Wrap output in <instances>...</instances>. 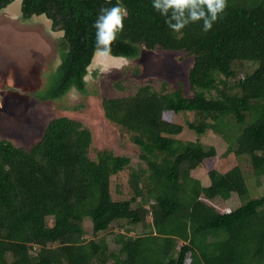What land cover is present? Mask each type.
I'll return each instance as SVG.
<instances>
[{"label":"trees","instance_id":"obj_1","mask_svg":"<svg viewBox=\"0 0 264 264\" xmlns=\"http://www.w3.org/2000/svg\"><path fill=\"white\" fill-rule=\"evenodd\" d=\"M14 1L0 0V10ZM118 3L123 29L98 43L101 8ZM20 12L24 21L44 15L62 33L32 93L38 102L72 110V91L99 96L85 80L96 51L132 62L144 51L191 59L190 94L164 82L126 94L118 81L119 94L101 98L107 123L139 149L136 168L135 157L111 148L91 157L90 130L66 117L49 120L28 147L0 138V264H264V194L247 201L246 182L258 188L264 178V0H227L207 32L202 20L171 30V10L162 15L153 0H21ZM186 129L197 136L183 140ZM238 158L247 175L239 165L225 171ZM120 173L128 191L113 196ZM232 195L244 203L219 211ZM138 225L147 233L135 235Z\"/></svg>","mask_w":264,"mask_h":264},{"label":"rangeland","instance_id":"obj_2","mask_svg":"<svg viewBox=\"0 0 264 264\" xmlns=\"http://www.w3.org/2000/svg\"><path fill=\"white\" fill-rule=\"evenodd\" d=\"M20 4L21 0H16L0 10V138L8 139L16 146L28 147L41 136L49 120L66 117L80 121L90 130L91 157H95L96 151L111 148L117 155L127 154L135 157L132 166L136 168L139 149L132 146L127 137L120 136L116 129L107 123L101 110V98L118 95L113 87L118 81L123 82L127 89L126 94L134 92L137 87L146 83H151L154 89L160 90L163 82L167 84L168 91L182 87L186 94H190L186 72L191 59H185L180 54L144 51L138 60L132 62L119 58L114 60L106 54L103 56L97 54V58L87 69L85 80L88 84L96 85L99 96L83 98L72 91L67 101L74 107L72 110L61 109L51 102H38L32 97V93L42 86L44 82L42 75L54 62L56 57L54 42L62 33L51 31V23L44 16L24 21ZM133 69L139 70L138 75L132 73ZM253 69L252 65L247 66L249 72ZM94 74L97 75L96 80ZM81 105L82 108L75 109ZM180 118L181 115L174 116V121L180 123L182 122ZM194 136H197L196 133L186 129L181 138L192 140ZM217 147V155L221 156L226 148L224 145L221 148ZM248 164L246 158L234 159L230 166L225 167V171L239 165L243 174L247 175ZM204 179L203 177V181ZM253 179V177L252 180L246 179L247 186L252 185L253 188L250 189L247 201L249 197L253 199L264 194V178L261 179V186L258 188L255 187L256 181ZM125 186L126 175L120 173L112 180L113 196H116V189L126 194L125 191L128 190ZM243 203L242 199L232 195L229 200L222 203L223 205H219V211H231ZM52 222V219H47L48 226ZM123 224V228L129 227L127 222ZM132 228L135 235L147 233L139 225ZM218 238L221 240L220 236Z\"/></svg>","mask_w":264,"mask_h":264},{"label":"clouds","instance_id":"obj_3","mask_svg":"<svg viewBox=\"0 0 264 264\" xmlns=\"http://www.w3.org/2000/svg\"><path fill=\"white\" fill-rule=\"evenodd\" d=\"M226 7L227 0H153V8L162 15L169 16V10H171L170 18L166 19L165 23L176 32L189 23L201 20L203 21V31L207 32L220 18ZM126 15V8L119 3L111 8H101L93 25L97 29L98 43L101 40L105 43L114 41L117 33L123 29V19ZM229 212L225 211V213Z\"/></svg>","mask_w":264,"mask_h":264},{"label":"water","instance_id":"obj_4","mask_svg":"<svg viewBox=\"0 0 264 264\" xmlns=\"http://www.w3.org/2000/svg\"><path fill=\"white\" fill-rule=\"evenodd\" d=\"M97 52H100V51H96L95 52V54H94V56L96 55V53ZM103 54V53H102ZM94 56H93V58H94ZM109 56V55H108ZM112 57V56H111ZM93 58H92V60H91V64L89 65V67L93 64ZM112 58H119V59H121V60H124V58H121V57H112Z\"/></svg>","mask_w":264,"mask_h":264},{"label":"bare ground","instance_id":"obj_5","mask_svg":"<svg viewBox=\"0 0 264 264\" xmlns=\"http://www.w3.org/2000/svg\"><path fill=\"white\" fill-rule=\"evenodd\" d=\"M97 54H98V55H101V56H103V54H102V53H100V52H97V53H96V55H95V56H94V58H93V61H94V59H96V58H97V57H96V56H97ZM109 58H111V59H114V60L116 59V58H112V57H109ZM108 61H109V60H108Z\"/></svg>","mask_w":264,"mask_h":264}]
</instances>
